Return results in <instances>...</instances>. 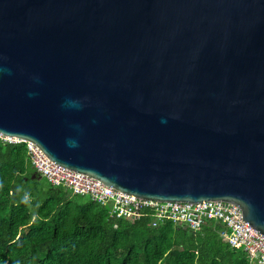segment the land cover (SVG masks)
<instances>
[{"label": "water", "instance_id": "95a60500", "mask_svg": "<svg viewBox=\"0 0 264 264\" xmlns=\"http://www.w3.org/2000/svg\"><path fill=\"white\" fill-rule=\"evenodd\" d=\"M0 133L264 237V0H0Z\"/></svg>", "mask_w": 264, "mask_h": 264}, {"label": "trees", "instance_id": "16d2710c", "mask_svg": "<svg viewBox=\"0 0 264 264\" xmlns=\"http://www.w3.org/2000/svg\"><path fill=\"white\" fill-rule=\"evenodd\" d=\"M37 176L25 144L0 141V264H250L218 222L191 231L115 220L87 196Z\"/></svg>", "mask_w": 264, "mask_h": 264}, {"label": "built area", "instance_id": "2783aa9c", "mask_svg": "<svg viewBox=\"0 0 264 264\" xmlns=\"http://www.w3.org/2000/svg\"><path fill=\"white\" fill-rule=\"evenodd\" d=\"M0 141L8 144H25L35 172L53 186H61L92 202L105 207L110 218H148L152 227L165 222L183 225L197 231L205 222L222 225L220 233L232 249H242L250 264H264V237L251 229L243 220L240 208L222 201L199 203L160 202L129 196L87 175L68 170L50 161L34 144L0 133Z\"/></svg>", "mask_w": 264, "mask_h": 264}, {"label": "clouds", "instance_id": "9594fccd", "mask_svg": "<svg viewBox=\"0 0 264 264\" xmlns=\"http://www.w3.org/2000/svg\"><path fill=\"white\" fill-rule=\"evenodd\" d=\"M70 146H74V142Z\"/></svg>", "mask_w": 264, "mask_h": 264}]
</instances>
